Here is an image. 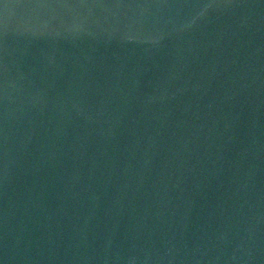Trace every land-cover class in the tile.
<instances>
[{"label":"water","instance_id":"water-1","mask_svg":"<svg viewBox=\"0 0 264 264\" xmlns=\"http://www.w3.org/2000/svg\"><path fill=\"white\" fill-rule=\"evenodd\" d=\"M0 264H264V0H0Z\"/></svg>","mask_w":264,"mask_h":264}]
</instances>
